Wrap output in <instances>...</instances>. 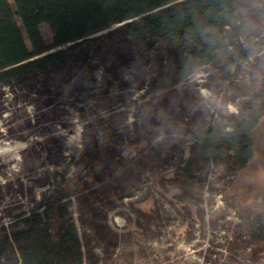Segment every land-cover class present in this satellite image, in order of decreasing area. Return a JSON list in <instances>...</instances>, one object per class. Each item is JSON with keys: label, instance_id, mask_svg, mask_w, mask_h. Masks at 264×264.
I'll list each match as a JSON object with an SVG mask.
<instances>
[{"label": "trees", "instance_id": "1", "mask_svg": "<svg viewBox=\"0 0 264 264\" xmlns=\"http://www.w3.org/2000/svg\"><path fill=\"white\" fill-rule=\"evenodd\" d=\"M202 67L237 109L216 125L198 123L185 92ZM6 91L42 113L22 136L23 175L0 179V264H136L145 249L108 217L136 187L135 163L153 150L162 155L152 139L163 132L150 135L151 125L166 120L182 131L175 177L193 178L214 162L235 176L254 157L264 118V0H0V117ZM127 100L138 106L134 120L107 124L103 115ZM64 109L79 113L80 146L56 132L30 139L41 117L56 125ZM262 200L257 207L226 199L257 246L229 237L232 245L210 246L201 264H264ZM142 216L159 222L152 212ZM241 248L250 262L239 261Z\"/></svg>", "mask_w": 264, "mask_h": 264}, {"label": "rangeland", "instance_id": "2", "mask_svg": "<svg viewBox=\"0 0 264 264\" xmlns=\"http://www.w3.org/2000/svg\"><path fill=\"white\" fill-rule=\"evenodd\" d=\"M44 38L49 41L51 33L46 25L41 26ZM245 75V73L243 74ZM130 86L133 78L129 79ZM220 81L208 76L204 67L199 69L184 84L196 112L198 123L218 124L225 122V115L237 111L235 104H224ZM213 87V90L210 88ZM137 95V94H136ZM4 106L7 110L0 117V179L5 181L23 175V157L27 143L22 140L27 135V121L37 119L38 111L34 103H22L21 99L5 94ZM125 107L116 108L103 115L105 122L119 127L122 123L130 124L138 114V106L127 100ZM139 103V102H138ZM79 113L67 109L58 111L57 124L52 125L41 117V125L34 129L31 140L38 132L64 135L67 144L72 148L80 146L82 124ZM96 119L101 120L96 114ZM98 126L100 124H97ZM163 132L162 136L152 139V144L162 143V155L153 150L149 155L140 158L142 163H135L138 171L136 187L131 196L117 201V208L109 214L108 224L114 230H129L132 233V244L144 248L146 254L138 255L136 264H201L203 256H209L208 248L213 246L224 251L232 245L229 237H237L240 244L248 240L241 221L227 204L226 199L235 196L244 205H261L264 194V118L255 129L254 157L239 174L228 175L225 167L215 162L196 169L193 178L175 177V166L178 162L176 145L177 136L182 131L172 128L169 122L162 120L159 125H151L148 133ZM23 136V137H22ZM161 176L164 179L161 180ZM25 178V177H24ZM25 185L29 180L25 178ZM157 182V183H156ZM38 190V189H37ZM36 190V191H37ZM38 195V191H37ZM16 197L15 200H21ZM73 217L82 232L78 221L77 204L71 206ZM143 212H152L159 222L149 224L142 216ZM120 213V214H119ZM244 246V245H243ZM238 259L250 262L249 250L238 249Z\"/></svg>", "mask_w": 264, "mask_h": 264}]
</instances>
